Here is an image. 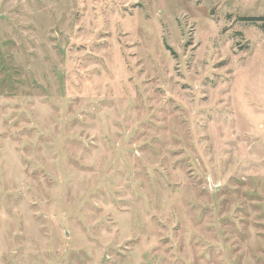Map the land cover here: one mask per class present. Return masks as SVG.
I'll use <instances>...</instances> for the list:
<instances>
[{
	"label": "rangeland",
	"instance_id": "1",
	"mask_svg": "<svg viewBox=\"0 0 264 264\" xmlns=\"http://www.w3.org/2000/svg\"><path fill=\"white\" fill-rule=\"evenodd\" d=\"M264 0H0V264H264Z\"/></svg>",
	"mask_w": 264,
	"mask_h": 264
},
{
	"label": "trees",
	"instance_id": "2",
	"mask_svg": "<svg viewBox=\"0 0 264 264\" xmlns=\"http://www.w3.org/2000/svg\"><path fill=\"white\" fill-rule=\"evenodd\" d=\"M247 19H256V20H260V19H264L262 17H250V18H247Z\"/></svg>",
	"mask_w": 264,
	"mask_h": 264
}]
</instances>
